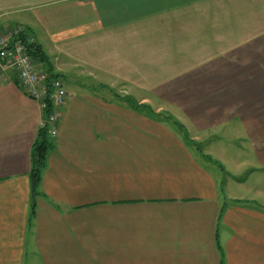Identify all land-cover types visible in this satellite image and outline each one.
<instances>
[{
	"label": "crops",
	"instance_id": "crops-1",
	"mask_svg": "<svg viewBox=\"0 0 264 264\" xmlns=\"http://www.w3.org/2000/svg\"><path fill=\"white\" fill-rule=\"evenodd\" d=\"M16 26L56 74L182 73L159 95L174 119L67 80L34 192L43 113L0 72V264H264V0H0Z\"/></svg>",
	"mask_w": 264,
	"mask_h": 264
},
{
	"label": "built area",
	"instance_id": "built-area-1",
	"mask_svg": "<svg viewBox=\"0 0 264 264\" xmlns=\"http://www.w3.org/2000/svg\"><path fill=\"white\" fill-rule=\"evenodd\" d=\"M36 40L22 26L0 30V72L14 76L21 92L38 103L43 116L51 110L42 126H49L51 138L58 136L57 124L68 98L65 80L55 72H49L30 54V46Z\"/></svg>",
	"mask_w": 264,
	"mask_h": 264
},
{
	"label": "rangeland",
	"instance_id": "rangeland-1",
	"mask_svg": "<svg viewBox=\"0 0 264 264\" xmlns=\"http://www.w3.org/2000/svg\"><path fill=\"white\" fill-rule=\"evenodd\" d=\"M108 67L109 66H106V68H104L103 66H100L99 72L98 71H94V72L85 71L84 75L81 77H79V75L78 77L74 75L78 73H74L71 75L70 74L72 73L71 71H69L70 73H68L67 75H65L66 73L64 71H60L61 73L59 74L65 75L63 79L65 80L66 84L68 82L67 80H69V84H72L73 86H75L77 82L79 83V85L83 83V85H85L86 87L84 89L87 91H93L90 89V86L91 88L98 89V87L94 85H98V82L100 81V86H101L100 94L102 95L119 93L121 95H131L135 97V99L137 100L145 96L147 97L150 96L153 98L152 100L153 104L151 105L154 110L155 109L161 110L162 112H165L162 114H164L165 116L166 115L170 116L171 118L174 117L173 115H176V113H173L174 111L176 112V110L171 109L170 104L168 105L166 103L161 102V99H159V95L162 94L161 91H164L165 88L163 86H165V84H167L168 82H171L173 77H176L177 75H180L182 73V70H181L182 66H149L147 68H141V70L137 68H130V67L124 66L119 73H116L115 71H112L111 69L109 70V68H112V66L109 68ZM184 67L186 70V69H190V68L198 67V66H184ZM220 70L222 72L224 71L223 68H220ZM102 81H105L109 84L108 89L105 87L108 84L104 85ZM144 81H145V87H144ZM110 88H112V90ZM185 92L187 93L186 89L180 88L179 90L180 94L185 93ZM64 109L65 108H63V113H64ZM63 113H62V116H63ZM181 116L183 115L181 114ZM184 120L187 121L185 118ZM57 128H58V124H57ZM196 131L197 132H194L192 136L197 140V142L199 141L201 142V139H204V135L199 132L200 130H196ZM189 138H190V135H189Z\"/></svg>",
	"mask_w": 264,
	"mask_h": 264
},
{
	"label": "trees",
	"instance_id": "trees-1",
	"mask_svg": "<svg viewBox=\"0 0 264 264\" xmlns=\"http://www.w3.org/2000/svg\"><path fill=\"white\" fill-rule=\"evenodd\" d=\"M30 54L32 55V57L35 60L39 61L42 65V67H44L47 71L54 73V68L50 63L48 56L44 53L41 46H39L37 42L30 46ZM57 75L63 78L62 75H60V74H57ZM50 111L51 110H47L44 113V116H43L44 120L48 117ZM174 124L179 128L181 133H183L184 138L187 142H190L193 145H195V147L199 148L198 144L194 140L189 138L187 130L185 129V127L182 124H180L178 122H174ZM53 147L54 146L52 143V138H51L49 126L47 124H45V125L41 126V128L39 129L36 140L32 146L31 177H32V181H33L34 192H35V189L37 188V184L41 178L42 172H43L44 168L46 167L48 155H49L50 151L53 149ZM210 159H212V158H210ZM220 167L222 168V166H220ZM34 205H35V202H34ZM217 244H218L219 250H221L219 238H217Z\"/></svg>",
	"mask_w": 264,
	"mask_h": 264
}]
</instances>
